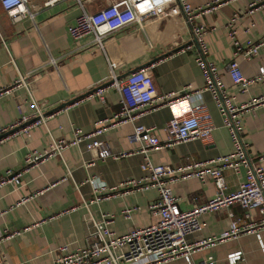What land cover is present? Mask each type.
Segmentation results:
<instances>
[{
	"label": "crops",
	"instance_id": "1",
	"mask_svg": "<svg viewBox=\"0 0 264 264\" xmlns=\"http://www.w3.org/2000/svg\"><path fill=\"white\" fill-rule=\"evenodd\" d=\"M112 1L89 0L87 9L95 11ZM190 1L197 7L212 0ZM249 1H218L214 9L194 19L207 28L204 57L216 65L220 80L235 103L264 94V77L242 91L227 70L234 46L226 24L233 15L236 37L241 42L255 41L264 35V6L249 13ZM30 6L35 12L33 18L13 21L0 4V85L9 86L27 74L30 89L43 104L46 115L45 123L34 126L28 134L12 133L0 142V236L6 230H23L0 242V264H48L63 246L69 249L83 246L85 219L90 213L96 217L102 212L112 214L110 227L118 233L152 222L156 217L147 205L156 198L157 190H129V185L124 184L146 173L140 167L145 154L139 151L140 141L133 135V127L138 123L153 126V132L165 142L168 135L164 126L175 109L167 100L201 88L204 82L203 70L196 62L199 46L184 16H147L142 25L131 22L111 33L122 55L118 75L124 78L130 71L149 65L157 90L164 97L146 107L135 120L105 129L99 135L104 142L99 158L92 156L87 148L89 139H85L65 147L60 155L26 168L25 158L31 150L48 148L52 137L71 140L77 128L89 130L120 108V94L113 87L105 91L104 101L97 95L71 101L93 90L108 74L105 55L95 44L93 34L75 39L68 32V26L81 12L76 0H59L52 5H45V0H30ZM251 20L255 24L245 30ZM260 66H264V44L251 58L240 59V67L248 77L256 75ZM28 93L22 85L0 97V124H7L21 114L20 103L26 111H32ZM200 94L214 124L210 139L193 138L151 148L146 155L153 163L181 166L231 150L230 134L211 92L205 89ZM193 99L190 98V103ZM65 101H69L67 106L51 111ZM241 119V137L249 158L256 162L264 154V105L246 110ZM121 152L126 153L120 155ZM260 163L264 168V158ZM8 170H22L21 181L1 182ZM224 176L227 189H233L244 178V169L238 173L226 169ZM100 183L106 185L102 191L95 189ZM172 191L182 208H190L211 198L216 187L211 179L190 177L172 183ZM23 198L26 199L21 201ZM132 205H138L139 209L131 217H125L122 210ZM228 210L249 222L256 223L261 217L257 209L249 210L250 216L245 217V210L238 204L208 210L200 216L201 230L188 235L187 240L228 228ZM257 231L259 236L255 232L243 233L202 247L192 252L189 260L177 257L158 264H196L209 254L217 264H264V228ZM236 250L241 251L240 257L228 262L227 255Z\"/></svg>",
	"mask_w": 264,
	"mask_h": 264
},
{
	"label": "built area",
	"instance_id": "2",
	"mask_svg": "<svg viewBox=\"0 0 264 264\" xmlns=\"http://www.w3.org/2000/svg\"><path fill=\"white\" fill-rule=\"evenodd\" d=\"M58 1L45 0V5H52ZM88 1L76 0L81 12L77 15L75 22L68 26V32L75 39L93 34L95 44L105 55L108 74L86 95H97L101 101H104L105 91L113 87L120 94V108L112 117L101 120L89 130L77 128L71 140L52 137L48 148L31 150L25 158L26 168L51 156L60 155L65 147L85 139H89L87 148L92 156L99 158L103 154L104 143L99 135L105 129L135 120L143 114L146 107L152 106L156 100L164 97L157 90L149 65H143L130 71L124 78L118 75L117 69L122 64V55L111 33L131 22H138L142 25L147 16H184L190 23L191 31L199 46L196 62L203 70L204 82L201 88H194L191 92L185 91L167 100L169 104L175 106V109L164 126L168 135L165 142H162L153 132V126L138 123L133 127V135L140 141L139 151L145 154L140 167L146 173L126 180L124 184L129 185V190L149 188L157 190L156 198L147 205L156 218L146 225L134 226L118 233L110 227L112 214L102 212L100 217H96L90 213L85 219L84 245L76 249L63 246L61 253L48 264H158L177 257H185L189 260L192 252L202 247L213 246L243 233L255 232L259 236L257 229L264 228V168L260 163L264 154H261L256 162L249 158L246 142L241 137V116L250 108L264 105V94L253 96L244 102H234L233 96L229 94L220 80L216 65L208 62L204 57L207 51L205 42L207 28L201 22H194L200 13L214 9L218 1L223 2L224 0L207 1L203 6L197 7L193 6L190 0H113L95 11L87 9ZM0 4L7 10L13 21L35 16L30 0H0ZM262 6H264V0H251L248 2L247 11L251 13ZM235 19L236 16L233 15L226 24L228 35L234 46L232 57L227 63V70L232 82L239 85L242 91H246L250 83L264 77V66L259 67L256 75L248 77L240 67V59H249L256 54L259 47L264 44V35L255 41L247 39L241 42L236 37ZM254 24L255 22L251 20L245 30L250 29ZM52 61L57 63L55 58ZM22 85L29 91L32 111H26L20 103L18 107L21 114L7 124H0V142L12 133L28 134L34 126L46 121L43 104L34 97L27 74H23L9 86L0 85V97ZM205 89L211 92L223 114V124L227 127L232 141L231 150L206 160L189 162L181 166L153 163L146 155L151 148H159L193 138L210 139L214 124L209 110L201 100L200 92ZM192 97L194 99L190 103ZM125 153L121 152L120 155ZM242 168L244 178L235 188L227 189L224 171L231 169L238 173ZM22 173V170H8L1 182L19 183ZM190 177H197L201 180L211 179L216 191L205 202L190 208H182L178 197L172 191V183ZM105 188L106 185L103 183L95 187L99 191ZM231 204H238L244 209L245 217L250 216L249 210L251 209H257L261 217L256 223L249 222L237 218L232 210H228L230 217L228 228L211 236L193 241L187 240L188 235L201 230L200 216L202 213L208 210H219ZM137 209H139L138 205L128 206L122 210V213L125 217H131ZM31 227L28 226V228ZM22 232V229L6 230L0 236V242ZM240 254V250L230 252L227 255L228 262L233 263L240 257ZM1 262L2 258H0ZM196 264L217 263L215 257L209 254L206 259Z\"/></svg>",
	"mask_w": 264,
	"mask_h": 264
},
{
	"label": "water",
	"instance_id": "3",
	"mask_svg": "<svg viewBox=\"0 0 264 264\" xmlns=\"http://www.w3.org/2000/svg\"><path fill=\"white\" fill-rule=\"evenodd\" d=\"M193 40L196 41L195 38H193ZM88 92H90V91H88ZM88 92H86V93H84V94H82V95H80V96L74 98V99L71 100V101H75V100L78 99L79 97L86 95ZM68 104H69V101L62 102L61 104H59V105L56 106L55 108L51 109V111H56V110H58V109H60V108L65 107V106L68 105Z\"/></svg>",
	"mask_w": 264,
	"mask_h": 264
},
{
	"label": "trees",
	"instance_id": "4",
	"mask_svg": "<svg viewBox=\"0 0 264 264\" xmlns=\"http://www.w3.org/2000/svg\"><path fill=\"white\" fill-rule=\"evenodd\" d=\"M81 97H83V96H81ZM81 97H79V98H81Z\"/></svg>",
	"mask_w": 264,
	"mask_h": 264
}]
</instances>
